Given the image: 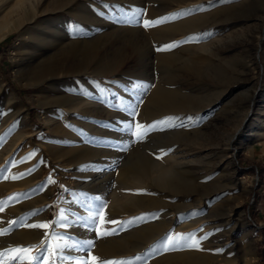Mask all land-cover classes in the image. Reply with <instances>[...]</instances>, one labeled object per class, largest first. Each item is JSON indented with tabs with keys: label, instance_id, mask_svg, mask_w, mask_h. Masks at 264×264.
<instances>
[{
	"label": "rangeland",
	"instance_id": "1",
	"mask_svg": "<svg viewBox=\"0 0 264 264\" xmlns=\"http://www.w3.org/2000/svg\"><path fill=\"white\" fill-rule=\"evenodd\" d=\"M185 10L190 14L171 16ZM134 11L140 13L139 23L120 22ZM165 16L169 17L165 23L143 26L144 20ZM39 17L49 19L41 24L46 32L59 24L74 26L66 46L52 35L40 47L53 50L49 54L45 50L48 55L41 56L32 44L15 50L20 32L2 35L12 23L0 22L4 87L0 89V169L9 177L0 179V221L11 216L18 222L0 227L8 229L0 235V251L39 245L45 232L56 231L93 240L88 253L73 254L85 260L94 255L100 261L132 259L133 264H246L253 256L252 264H264V0H68L64 8L51 15L40 12ZM187 19L196 22L184 25ZM191 30L196 33H186ZM197 36L198 41L185 42ZM176 42H180L176 47L158 50ZM21 57L25 60L19 73ZM63 80L78 84L70 91L74 105L63 99ZM131 80L150 85L140 100L126 91ZM162 89L170 90L171 102L181 106L170 110L163 102L152 101L154 92ZM127 95L138 104L134 121L106 103ZM165 117L185 122L192 117L200 123L151 131L136 143L118 130L127 122L151 124ZM97 135L102 138L95 139ZM124 146L126 150H120ZM33 151L34 156L17 163ZM161 151L168 154L157 159ZM175 157L195 166L193 173L179 174L174 180L176 196L165 190L170 196L162 198L160 190L148 188L143 181L128 190L133 205L124 199L119 205L107 202L113 192H122L118 186L126 172L153 175L155 160L169 166ZM104 161L97 174L95 167ZM28 169L34 170L29 174ZM20 173L25 175L11 179ZM49 176L56 183L45 184ZM95 191L108 193L102 197L108 220L157 213L159 218L149 216L100 238L80 227L69 233L55 225L49 229L22 226L51 222L61 208L67 209L69 195L95 196ZM16 193L21 195L9 199ZM127 208L132 212L123 214ZM167 209H172L170 214L161 217ZM158 220L162 225L171 222L168 227L193 223L180 232L195 231L197 239L211 235L201 242L202 250L164 252L158 242L167 232L156 235L151 229ZM104 227L117 226L105 223ZM112 247L119 252L111 256ZM137 255L142 260L136 261Z\"/></svg>",
	"mask_w": 264,
	"mask_h": 264
},
{
	"label": "snow or ice",
	"instance_id": "2",
	"mask_svg": "<svg viewBox=\"0 0 264 264\" xmlns=\"http://www.w3.org/2000/svg\"><path fill=\"white\" fill-rule=\"evenodd\" d=\"M118 7V6H117ZM120 11H123L120 9ZM190 14V10H185L178 13H173L171 16L173 18H180L182 15ZM103 15V13H101ZM140 15V13L133 12L132 16L124 19L120 22L132 24L139 23L136 17ZM127 16V13H125ZM169 20L168 16L159 18L154 21L144 20L143 26L145 28L155 26L160 23H165ZM207 35H211L208 33ZM200 37H190L188 41H198ZM180 42H176L174 44L166 45L163 49L158 50H169L173 47L178 46ZM150 87V85L144 84L139 81H131L129 86L126 88V91H131L133 95L140 100L143 90ZM85 95H89L85 93ZM116 100V98H113ZM142 102V101H141ZM106 103L117 110L126 113L130 120L134 121V118L138 115V104H134L131 100H125L123 97L119 98V100L115 103L112 101H106ZM2 114V113H0ZM200 123V121L193 120L192 117H188L187 121L180 120L178 117H165L162 120L154 121L151 124H142L139 122H127L123 124V127L118 129L121 132L126 133L129 136V140L131 143H136L144 140L149 132L156 130H164L165 127H195ZM70 127V125H69ZM133 127L135 131L133 132ZM132 136H135V140H132ZM120 150H126V146L121 147ZM172 149H169L168 152H171ZM168 152L161 151L160 155H158L157 159H162L163 156L167 155ZM35 155V152L29 153L27 156L23 157L17 163H22L25 160L30 159ZM43 162V161H41ZM34 169H28V173L30 174ZM4 169H0V179H8L9 177L4 176ZM25 173H20L19 176H12L11 179H19L23 177ZM210 179V178H209ZM56 183L55 180L49 176L45 182V184H53ZM43 187V186H42ZM63 187V186H61ZM137 193L143 190H136ZM21 194L16 193L13 197H9V199H14L19 197ZM73 196L79 197V199L73 201L78 203L81 208L85 209L87 215H80L79 213H71L72 216L75 217L73 220L68 219V213L65 209L61 208L59 210V216L51 221V222H37V223H29L26 225L28 228L35 229H49L52 228L53 225L59 227L61 229L72 228V227H80L86 232H94L97 238L109 236L113 234H117L119 230L123 229L126 225H132L137 221H145L147 217L151 216L154 219L159 218V214H142L138 217H132L127 221H118V220H108L106 217V213L103 209L106 207V200L101 199L99 196H89L87 193H73ZM0 211H3V208L0 207ZM35 213H33L34 215ZM191 215H198V213H192ZM98 221V223H97ZM17 221H11V224H17ZM105 223H109L115 225L117 227H113L111 229H107L104 227ZM198 231V230H197ZM8 232V229L0 230V235H4ZM211 233H206L203 236H200L199 239L196 238V232L190 233H175L172 234L169 232L166 234L161 241H159V246L162 247L164 252L181 250L184 248H196L200 249V244L203 240H206ZM54 241V242H50ZM94 246V241L91 239H78L74 235H69L68 233H60L56 231H52L51 234L48 232L44 233V239L40 242L39 245H29V246H14L4 249L0 251V264H133L132 259H117V260H106L100 261V258L91 255L90 259L85 260L81 258H77L79 253H88L90 248ZM202 250V249H200ZM217 253L223 252V249L215 250ZM77 254L74 256L73 254ZM136 261L142 260L140 255H137L134 258Z\"/></svg>",
	"mask_w": 264,
	"mask_h": 264
},
{
	"label": "bare ground",
	"instance_id": "3",
	"mask_svg": "<svg viewBox=\"0 0 264 264\" xmlns=\"http://www.w3.org/2000/svg\"><path fill=\"white\" fill-rule=\"evenodd\" d=\"M67 3H68V0H6L5 2L0 4V22L3 26H7V24H10L9 22H11L12 26L10 28H8L5 32H3L2 35H5L6 33L10 32V31H14V30H18L20 32L22 39L20 40V42H18L14 46L15 50H18L20 47L26 46L27 44H32L35 47H38L40 49V47L43 45V43H45V41L47 39H49V37H52V35H55V37H57V39L60 40L59 43L61 45L66 46L67 45V39H68L67 37L70 35L69 34L70 30H72L74 28V26L69 25V24H67V25L66 24H59L58 27L56 28V30L50 29L46 32V31H44L45 29L44 30L42 29L43 27H41L42 26L41 24L47 22L49 19H45V20L40 19L39 13L40 12H49L51 15V13L53 11H57L58 9L64 8V6L67 5ZM261 17L263 18V16H261ZM195 22L196 21H194V20L187 19V21L184 22V25L185 24L186 25H192ZM186 33L187 34H195L196 31L191 30V31H188ZM29 37L32 40H31V42L26 43L25 41ZM254 45L255 46L258 45V39L255 40ZM45 50L47 51L48 54L51 51H53V50H49L46 48L44 50L40 49L39 52H42V53H39V54L41 56L48 55V54L44 53ZM38 58H40V57H38ZM23 60H25V58L21 57L20 64H19V73L23 72V68H22V61ZM45 79L46 78H44L43 80H40L39 82H43V81H45ZM22 80H26V78H23ZM81 81L85 82L84 79H81ZM131 81H134V80H131ZM63 84L65 85V87L67 89L64 88V89L60 90V88H58L63 93V99L66 101V104H68L70 106L74 105L75 104L74 103L75 98L70 94V91L77 88V85H78L77 82L71 80V81L66 83L63 80ZM0 89L1 90L4 89L1 81H0ZM90 92H94V91H90ZM263 95H264V93H263ZM152 98H153L152 101H154V102L155 101L156 102L157 101L163 102L164 107L167 109H170V110H174V109L179 108V105L181 106L180 102H177V103L171 102L170 90L162 89L159 92H154ZM150 99H151V97H150ZM125 100H131V102L133 103L131 95H127L125 97ZM192 111L197 112L198 109L197 110L193 109ZM87 112H89V111H87ZM244 119L245 118L243 117L241 121H244ZM89 131H91V130H89ZM94 138L95 139H99V138L101 139L102 137L100 135H97ZM74 139H76V137ZM101 141L107 142L106 140H103V139ZM106 162L107 161L100 162L97 164V166L95 167L96 171L98 172L97 174L102 172L103 165L106 164ZM194 170H195L194 163H192V161L184 159V157H183V159H179L178 157H175L169 166L168 165L166 166L164 164L162 165L159 163V161L157 162L155 160L153 162L152 167H151V173H153V175L140 176L137 174L135 175L131 171L126 172L125 181L123 183L119 184V186H118V191L122 190V192L121 193L120 192H113L111 194V197H108L106 200H107V202L110 201L111 203L119 205L120 201L122 199H124L130 205L131 204L133 205V200L128 195V190L132 187H135V185H139L140 182L143 183V181H147V187L148 188L160 190L163 193V194H161L162 198H164L165 195H168V194H164L165 190H168V193L170 191L171 196H174V195L176 196L177 193L175 191H173V188H172V186H174L173 185L174 180L177 178V176L179 174H187V173L190 174V173H193ZM178 177H180V176H178ZM127 181H131L132 183H129ZM242 185L244 186V182ZM95 192L98 193V194H95V196H99V197H101V199H102V197L105 198L106 196H108L107 191H103V192L95 191ZM168 196H170V195H168ZM69 197H70V199L68 201V206L66 209V212L68 213V219L69 220L75 219V217L72 216L71 212H70V210H72V209L77 210L82 215H87L86 210H82V209L78 208L79 204L73 202L76 200L73 197V195L71 194V195H69ZM113 207H114V205H113ZM171 210L167 209L164 212H162L161 217H165V216L167 217L170 214ZM130 212H132V211L129 208L123 210V214H128ZM11 219H12L11 216L10 217L6 216V219L4 221L3 220L0 221V227L9 224L11 222ZM161 219H163V218H161ZM172 220H173V218H172ZM159 222L156 221V223H154L153 226L151 227L153 233H155L156 235H160L161 233H165V232H167L166 234H168V232H171L172 234L181 233L180 231L192 226V224H193L192 223V224H186V225H179L177 227H174L175 225H173L171 227H168L169 224L172 225L171 222L169 224H165V225H162V223L161 222L159 223ZM78 228L79 227H72V228H65L63 230H67V231H69V233H73L75 231H78L79 230ZM109 251H110V255L111 254H117L119 252V250L114 248V247L110 248ZM107 256H108V254H107ZM253 259H254L253 256L250 257L249 259L247 258L245 260V263L246 264H252L254 262Z\"/></svg>",
	"mask_w": 264,
	"mask_h": 264
}]
</instances>
